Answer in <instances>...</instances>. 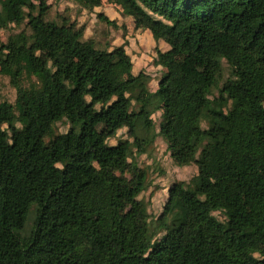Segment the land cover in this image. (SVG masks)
I'll return each mask as SVG.
<instances>
[{
    "label": "trees",
    "instance_id": "16d2710c",
    "mask_svg": "<svg viewBox=\"0 0 264 264\" xmlns=\"http://www.w3.org/2000/svg\"><path fill=\"white\" fill-rule=\"evenodd\" d=\"M109 1L169 46L156 89L127 43L50 19L47 0H0V80L17 92L0 86V264H264V0ZM158 138L198 173L156 217L138 160Z\"/></svg>",
    "mask_w": 264,
    "mask_h": 264
},
{
    "label": "rangeland",
    "instance_id": "374dc122",
    "mask_svg": "<svg viewBox=\"0 0 264 264\" xmlns=\"http://www.w3.org/2000/svg\"><path fill=\"white\" fill-rule=\"evenodd\" d=\"M101 1L102 7L96 8L93 13H89L81 8L75 0H47L48 5L51 7L49 18L56 20L62 15L70 16L78 24H85L87 26L86 37L94 38L102 46L106 43L112 47L127 43V52L133 60L135 72L145 71L147 74H150L153 77L151 89H155L163 72L161 68L155 65L156 51H166L167 46L163 42H156L146 28L140 27L136 29L133 21H131L132 18L124 16L120 5L109 0ZM100 13L106 15L110 20H115L120 28L109 27L100 22L97 18V15ZM8 34L7 31H3L0 35V42L6 41ZM178 59L181 61L188 60L191 67L198 70L202 69V65L199 62L188 56H180ZM224 69L225 76L228 77L229 70L227 65H225ZM0 86L3 98L10 103H15L17 92L9 85V81L1 79ZM161 116V111L155 115L157 123L160 122ZM68 129V124H58L59 133H65ZM98 130L102 131V133H107V130L103 126H99ZM126 132L127 130L120 126L117 136L110 139L108 143L116 144L119 139L126 137ZM138 161L141 166L151 168V185L149 190L144 194V197L150 200V211L156 217L163 210L170 186L176 182L188 183L198 173L195 165L178 167L173 164L167 153V144L162 138L157 139L150 158L143 155ZM161 172L163 173L161 174ZM32 223L33 214L26 229L27 232L30 231Z\"/></svg>",
    "mask_w": 264,
    "mask_h": 264
},
{
    "label": "crops",
    "instance_id": "0c3cea01",
    "mask_svg": "<svg viewBox=\"0 0 264 264\" xmlns=\"http://www.w3.org/2000/svg\"><path fill=\"white\" fill-rule=\"evenodd\" d=\"M160 43V42H159ZM164 43V42H163ZM164 45H166L165 43H164ZM167 46V50L169 49V46L168 45H166ZM166 50V51H167ZM135 70V69H134ZM141 72V71H140ZM137 73H139V72H137ZM156 89V88H155Z\"/></svg>",
    "mask_w": 264,
    "mask_h": 264
}]
</instances>
